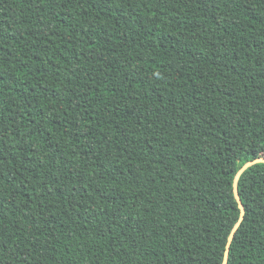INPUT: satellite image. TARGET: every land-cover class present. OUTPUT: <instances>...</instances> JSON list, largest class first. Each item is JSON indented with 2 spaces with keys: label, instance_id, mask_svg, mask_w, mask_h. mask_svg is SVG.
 I'll use <instances>...</instances> for the list:
<instances>
[{
  "label": "trees",
  "instance_id": "16d2710c",
  "mask_svg": "<svg viewBox=\"0 0 264 264\" xmlns=\"http://www.w3.org/2000/svg\"><path fill=\"white\" fill-rule=\"evenodd\" d=\"M261 157L264 0H0V264H222Z\"/></svg>",
  "mask_w": 264,
  "mask_h": 264
},
{
  "label": "water",
  "instance_id": "95a60500",
  "mask_svg": "<svg viewBox=\"0 0 264 264\" xmlns=\"http://www.w3.org/2000/svg\"><path fill=\"white\" fill-rule=\"evenodd\" d=\"M258 163H263L264 164V157H261V158H256L252 161H249L247 163H245L239 170L238 172L236 173L235 175V178H234V181H233V193H234V197H235V200L238 204V208L240 210V215H239V219H238V222L237 224L235 225V227L233 228V230L231 231L228 239H227V243H226V246H225V251H224V255H223V262L222 264H227V261H228V255H229V250H230V244L234 238V235L238 229V227L240 226L242 220H243V217H244V209H243V205L241 203V200L239 198V195H238V188H237V183H238V180L240 178V176L242 175V173L250 166L252 165H255V164H258Z\"/></svg>",
  "mask_w": 264,
  "mask_h": 264
}]
</instances>
